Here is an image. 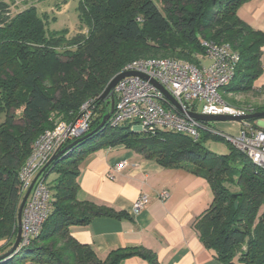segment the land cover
<instances>
[{
  "label": "trees",
  "instance_id": "1",
  "mask_svg": "<svg viewBox=\"0 0 264 264\" xmlns=\"http://www.w3.org/2000/svg\"><path fill=\"white\" fill-rule=\"evenodd\" d=\"M248 1L78 0L79 22L87 31L69 37L68 28L49 30L46 17L36 6L9 16V3L0 0L2 247H11L17 235L18 209L25 194L20 170L34 141L57 120L75 119L88 100L95 104L89 131L95 129L110 111L100 94L128 63L168 57L200 66L205 53L201 40L228 43L239 53V61L221 94L254 90L263 74L264 31L253 29L238 16L239 7ZM258 111H264V106L253 109ZM256 120L248 122L256 127ZM137 133L129 124L114 127L107 120L103 128L52 162L44 174L48 178L55 173L48 182L53 201L40 235L0 264H120L134 256L149 264H162L155 252L143 246L119 247L101 258L70 232L72 225H87L97 216H129L77 196L83 159L114 145L162 167L187 168L206 179L213 199L194 222L202 243L225 264H264V168L220 131L203 128L198 139L174 130L154 136ZM85 142L88 147L79 149ZM213 143H225L226 152L211 149L208 145Z\"/></svg>",
  "mask_w": 264,
  "mask_h": 264
},
{
  "label": "built area",
  "instance_id": "2",
  "mask_svg": "<svg viewBox=\"0 0 264 264\" xmlns=\"http://www.w3.org/2000/svg\"><path fill=\"white\" fill-rule=\"evenodd\" d=\"M205 47L202 61L197 66L178 58H142L128 63L123 70L145 74L129 75L114 89V109L108 122L110 126L129 124L131 129L144 135H158L163 130L184 132L198 139L203 128L219 132L216 127L205 126L187 113V110L209 114H245L255 107H244L227 102L221 89L232 80L239 53L228 44L213 40H201ZM151 79L162 84L184 109L180 111L154 84ZM260 104L264 106V95ZM203 107L204 110L200 111ZM95 115L94 100L82 104L79 115L73 120L59 119L55 126L45 130L34 141L32 152L20 170V179L26 192L33 178L46 166L35 181L22 212V237L19 248L30 244L38 237L49 216L53 196L44 174L53 154L75 139L89 132ZM236 136L222 133L239 150L244 152L256 165L264 168V126H253L250 122L240 123ZM125 159L116 162L109 177L122 170ZM48 165V166H47ZM169 191L159 192L161 199L169 198ZM149 201L147 193H141L133 204L135 212L140 211Z\"/></svg>",
  "mask_w": 264,
  "mask_h": 264
},
{
  "label": "crops",
  "instance_id": "3",
  "mask_svg": "<svg viewBox=\"0 0 264 264\" xmlns=\"http://www.w3.org/2000/svg\"><path fill=\"white\" fill-rule=\"evenodd\" d=\"M237 14L253 29L264 31V0L245 2ZM261 61L263 74L255 81L256 89L264 88V46ZM254 124L264 126V121L259 119ZM240 127L238 124L234 128L239 131ZM122 159L127 161L126 166L110 178L112 166ZM78 182L79 199L129 215L97 216L87 225L70 227L72 236L82 244L91 245L101 258L119 247L143 246L155 252L162 264H225L202 243L194 228L195 220L211 204L213 191L206 179L189 169L162 167L122 145H114L95 150L83 159ZM162 190L170 193L166 200L159 196ZM142 192L148 194L149 201L135 212L133 204ZM4 243L0 241V255L11 248L2 247ZM120 264L149 263L134 256Z\"/></svg>",
  "mask_w": 264,
  "mask_h": 264
},
{
  "label": "rangeland",
  "instance_id": "4",
  "mask_svg": "<svg viewBox=\"0 0 264 264\" xmlns=\"http://www.w3.org/2000/svg\"><path fill=\"white\" fill-rule=\"evenodd\" d=\"M10 5V14L9 16L14 15L15 13L29 7V6H36L38 12L44 15L47 19V25L49 30H61L64 28H68L69 30V37H72L79 32L83 31L86 32V28H82L79 22L78 17V0H5ZM205 63H208V60H204ZM223 97L225 100L238 104L244 107H256L261 105V99L264 95V88L259 87V89H254L247 92H224ZM204 108L201 107L200 111H203ZM264 121V118L261 119ZM257 119L255 122H258ZM211 124L217 126L220 131L223 133L231 134L236 136L238 134V130L234 127L240 124L237 121H213ZM229 126V128H228ZM126 130H121V132L125 133ZM139 135H144V133H137ZM89 142H85L79 149L87 148ZM211 149L219 152L224 153L227 150V145L225 143H213L208 145ZM78 149V150H79ZM100 149V148H99ZM98 150V149H97ZM55 173L52 172L49 174L47 178V182L53 179ZM52 195V194H51Z\"/></svg>",
  "mask_w": 264,
  "mask_h": 264
},
{
  "label": "water",
  "instance_id": "5",
  "mask_svg": "<svg viewBox=\"0 0 264 264\" xmlns=\"http://www.w3.org/2000/svg\"><path fill=\"white\" fill-rule=\"evenodd\" d=\"M139 74L141 75L143 78H148L147 75L145 74H141L135 71H129V70H123L119 73H117L115 76H113L110 81L108 82V84L106 85L105 89L103 90V92L100 94V99L102 101H106L108 105H110V111L108 113H106L104 115V117L102 118L101 123L92 131H89L88 133H86L85 135L75 139L74 141H72L70 144H68L67 146H65L64 148H62L61 150H59L58 152H56L55 154L52 155V157L50 158L48 165L51 164L52 162L60 159L63 155H65L66 153H68L69 151L73 150L78 144L84 142L87 138H89L90 136H92L94 133H96L99 129L103 128L105 126V124L107 123V120L110 118V115L113 112L114 109V89L116 84L118 83L119 80H121L122 78L129 76V75H136ZM152 83H154L164 94L165 96L182 112H184V109L182 108V106L179 104V102L174 98V96L162 85L160 84L157 80L155 79H151ZM187 113L198 119L201 121H205V122H213V121H237V122H245V121H249L252 119H262L264 118V111H258V112H251V113H245V114H231V113H221V114H209V113H205V112H195V111H191V110H187ZM47 165V166H48ZM46 168V166L33 178V180L31 181L29 187L27 188L19 209H18V215H17V235L15 238V241L13 243V245L11 246L10 250L5 252L4 254L0 255V261L5 260L6 258L10 257L14 252H16L19 248V244L21 241V237H22V212H23V208L24 205L28 199V196L33 188V185L35 183V181L37 180L38 176L42 173V171Z\"/></svg>",
  "mask_w": 264,
  "mask_h": 264
}]
</instances>
